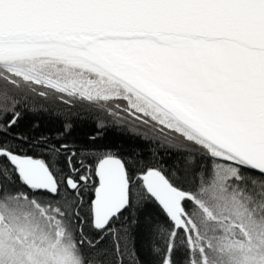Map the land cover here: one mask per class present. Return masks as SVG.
Masks as SVG:
<instances>
[{
	"label": "snow or ice",
	"instance_id": "snow-or-ice-1",
	"mask_svg": "<svg viewBox=\"0 0 264 264\" xmlns=\"http://www.w3.org/2000/svg\"><path fill=\"white\" fill-rule=\"evenodd\" d=\"M0 264H264V0H0Z\"/></svg>",
	"mask_w": 264,
	"mask_h": 264
},
{
	"label": "trees",
	"instance_id": "trees-1",
	"mask_svg": "<svg viewBox=\"0 0 264 264\" xmlns=\"http://www.w3.org/2000/svg\"><path fill=\"white\" fill-rule=\"evenodd\" d=\"M90 132V129L88 128H84V129H81L80 132H79V135L82 136V137H86V135Z\"/></svg>",
	"mask_w": 264,
	"mask_h": 264
},
{
	"label": "flooded vegetation",
	"instance_id": "flooded-vegetation-1",
	"mask_svg": "<svg viewBox=\"0 0 264 264\" xmlns=\"http://www.w3.org/2000/svg\"><path fill=\"white\" fill-rule=\"evenodd\" d=\"M55 105L52 103H48V107H54ZM27 122V121H26Z\"/></svg>",
	"mask_w": 264,
	"mask_h": 264
}]
</instances>
